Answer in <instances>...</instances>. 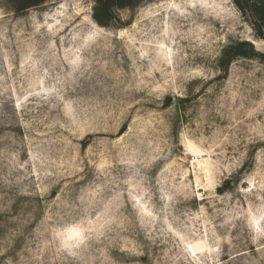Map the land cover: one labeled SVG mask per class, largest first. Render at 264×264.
Returning <instances> with one entry per match:
<instances>
[{"label": "rangeland", "instance_id": "obj_1", "mask_svg": "<svg viewBox=\"0 0 264 264\" xmlns=\"http://www.w3.org/2000/svg\"><path fill=\"white\" fill-rule=\"evenodd\" d=\"M0 0V264H264V62L234 0Z\"/></svg>", "mask_w": 264, "mask_h": 264}, {"label": "trees", "instance_id": "obj_2", "mask_svg": "<svg viewBox=\"0 0 264 264\" xmlns=\"http://www.w3.org/2000/svg\"><path fill=\"white\" fill-rule=\"evenodd\" d=\"M48 0H16L18 11L43 5ZM145 0H95L94 18L96 22L107 27L115 19V10L133 8ZM244 14H249L257 37L264 40V0H234ZM258 58L264 62V53L255 50L250 42L230 44L223 52L219 62L222 71H228L237 59Z\"/></svg>", "mask_w": 264, "mask_h": 264}]
</instances>
